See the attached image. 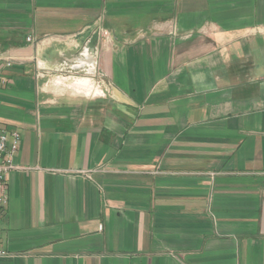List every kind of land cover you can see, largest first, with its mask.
I'll return each mask as SVG.
<instances>
[{
    "label": "crops",
    "instance_id": "obj_1",
    "mask_svg": "<svg viewBox=\"0 0 264 264\" xmlns=\"http://www.w3.org/2000/svg\"><path fill=\"white\" fill-rule=\"evenodd\" d=\"M0 56V264H264V0H0Z\"/></svg>",
    "mask_w": 264,
    "mask_h": 264
},
{
    "label": "built area",
    "instance_id": "obj_2",
    "mask_svg": "<svg viewBox=\"0 0 264 264\" xmlns=\"http://www.w3.org/2000/svg\"><path fill=\"white\" fill-rule=\"evenodd\" d=\"M96 34L98 41L101 40L103 43L111 41V32L106 28H100L96 32ZM77 35L78 34H75L68 39H70L71 42H75ZM31 40L32 38L29 37L28 41ZM91 40V37L87 39L85 43V51H89L90 54L98 56L100 53V48L97 45L91 47ZM13 65L14 62L11 58L0 56V77L2 72L6 68L13 67ZM90 72L91 73L88 74L92 76H98V72L96 71V65ZM0 80L2 86H6L7 80L3 77ZM94 86L95 88H100L99 85L94 84ZM101 94H103V90H101ZM96 95L97 94L93 93L91 96ZM21 140V133L17 129L9 127H0V218L1 215L4 213L9 202L7 176L10 172L23 168L17 165L15 162L16 154L20 149ZM9 254V250L0 241V258L8 257Z\"/></svg>",
    "mask_w": 264,
    "mask_h": 264
},
{
    "label": "bare ground",
    "instance_id": "obj_3",
    "mask_svg": "<svg viewBox=\"0 0 264 264\" xmlns=\"http://www.w3.org/2000/svg\"><path fill=\"white\" fill-rule=\"evenodd\" d=\"M55 84L71 88L77 92L84 93L86 95H90L91 93L101 94V89L95 88L91 83L90 79L87 77L76 79L71 83H67L64 77H59L56 79Z\"/></svg>",
    "mask_w": 264,
    "mask_h": 264
},
{
    "label": "rangeland",
    "instance_id": "obj_4",
    "mask_svg": "<svg viewBox=\"0 0 264 264\" xmlns=\"http://www.w3.org/2000/svg\"><path fill=\"white\" fill-rule=\"evenodd\" d=\"M72 82V79H70L69 81H67V83H71ZM55 89H57V87H54ZM59 89H63V87H58ZM60 91V90H59ZM62 91V90H61ZM63 91H65L66 93H80V92H77V91H75V90H73V89H71V88H67L66 87V89L64 88V90ZM80 94H82V93H80ZM83 95H86V94H83ZM89 96H91V94L89 95Z\"/></svg>",
    "mask_w": 264,
    "mask_h": 264
}]
</instances>
